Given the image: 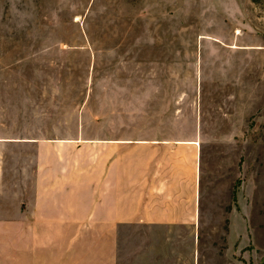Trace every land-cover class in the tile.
<instances>
[{
  "label": "rangeland",
  "instance_id": "obj_1",
  "mask_svg": "<svg viewBox=\"0 0 264 264\" xmlns=\"http://www.w3.org/2000/svg\"><path fill=\"white\" fill-rule=\"evenodd\" d=\"M111 160L200 202L121 224L119 264H264V0H0V264H24L44 164L79 192Z\"/></svg>",
  "mask_w": 264,
  "mask_h": 264
},
{
  "label": "crops",
  "instance_id": "obj_2",
  "mask_svg": "<svg viewBox=\"0 0 264 264\" xmlns=\"http://www.w3.org/2000/svg\"><path fill=\"white\" fill-rule=\"evenodd\" d=\"M118 169L119 186L114 185L113 175ZM124 169L123 165L114 166L111 160L104 164L100 178H96L90 189L77 192L73 182L60 178V169L56 176L49 175L51 167L44 164L33 203L22 204L26 216L30 217V243L24 247V264H113L115 261L119 264L118 227L121 224L135 221L163 226L198 222L200 202L193 188L184 184L176 188L168 183L159 195L146 186L142 177L135 192L130 193L128 183L123 182ZM130 195L136 199H130ZM80 222L88 226L78 232V225H83ZM66 225L72 227L67 233ZM66 235L94 240L65 244ZM53 236L58 238V243L47 244ZM12 257V263L16 264V257Z\"/></svg>",
  "mask_w": 264,
  "mask_h": 264
}]
</instances>
